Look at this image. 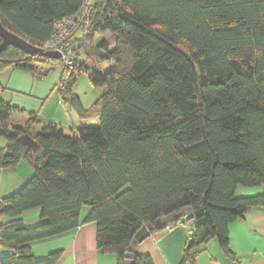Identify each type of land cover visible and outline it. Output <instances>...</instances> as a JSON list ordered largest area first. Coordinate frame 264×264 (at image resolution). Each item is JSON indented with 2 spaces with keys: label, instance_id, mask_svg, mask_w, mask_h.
I'll use <instances>...</instances> for the list:
<instances>
[{
  "label": "trees",
  "instance_id": "1",
  "mask_svg": "<svg viewBox=\"0 0 264 264\" xmlns=\"http://www.w3.org/2000/svg\"><path fill=\"white\" fill-rule=\"evenodd\" d=\"M86 1L0 0V21L46 51L57 24L80 15ZM84 25L85 36L70 42ZM107 33L114 47L99 48L111 69L80 63L85 41ZM67 45L77 56L72 69L12 47L0 54V75L19 69L39 77L60 66L59 97L82 120L93 113L73 93L78 79L86 74L94 88L107 87L98 127L64 129L29 113L21 128L13 114L24 110L3 100L0 83V170L22 160L34 169L0 203V220H9L0 224V244L11 250L0 264H57L60 252L38 260L31 245L77 230L84 207L91 208L85 222L97 226L98 252L118 264L143 227L186 209L195 221L187 259L213 239L229 254L230 225L264 209V194L236 195L264 186V0H93ZM26 134L37 152L18 142ZM34 210L45 221L26 227L21 218ZM134 264L153 263L135 255Z\"/></svg>",
  "mask_w": 264,
  "mask_h": 264
},
{
  "label": "crops",
  "instance_id": "2",
  "mask_svg": "<svg viewBox=\"0 0 264 264\" xmlns=\"http://www.w3.org/2000/svg\"><path fill=\"white\" fill-rule=\"evenodd\" d=\"M11 71L13 69H9L0 75V83L6 90L2 98L8 90L4 86L6 75L12 73ZM54 92L55 90L52 89L50 96L54 97ZM57 101L59 105L56 104L61 110L70 104V108L78 117L76 119L82 120L71 103H64L60 98H57ZM71 122L72 127L70 129H77L74 120L71 119ZM51 123L57 124L56 122ZM57 125L68 129L60 123ZM33 174L34 169L27 160H22L16 167L0 170V203L22 188L33 177ZM240 189L242 188L237 190V197L264 194V186ZM90 211L91 208L82 210L81 225L77 230L53 239L33 243L31 246L34 257L40 260L60 252L61 259L57 264H118L115 255L98 252L97 226L95 223L85 222ZM21 219L26 227L35 226L45 221L40 210L28 212ZM185 220L173 228L152 233L148 239L137 246L135 255L150 257L153 264H264L263 208L248 210L242 219L230 225L228 234L229 254L222 250L217 239H213L198 248L194 255L187 259L186 251L191 230ZM8 222L9 220H0V224Z\"/></svg>",
  "mask_w": 264,
  "mask_h": 264
},
{
  "label": "rangeland",
  "instance_id": "3",
  "mask_svg": "<svg viewBox=\"0 0 264 264\" xmlns=\"http://www.w3.org/2000/svg\"><path fill=\"white\" fill-rule=\"evenodd\" d=\"M87 30L77 31L70 42L76 38L84 37ZM103 42L109 43L111 49L114 47L115 37L111 33L96 35V40L93 43L85 41L84 46L79 51V61L85 64L90 69H96L105 73L111 69V65L101 62L104 57L105 51L99 48ZM71 45H76L72 43ZM46 74H40L39 77L19 69H13L12 73H7L4 86L8 89L7 94L3 100L10 102L12 106L18 107L24 112H17L13 114V122L17 127H25L29 121V113H38L41 119L57 124L64 125L65 128L72 127V121L76 123L78 128L84 126L98 127L100 125V116H95L96 110L100 109L97 106V101L107 92V87L94 88L90 81V76L83 74L77 81L74 88V95L81 101L84 110H92L93 116L87 120H79L74 111L70 108V104L61 110L58 107L57 98L59 97L56 87L59 85L62 78L63 70L60 66L54 67L50 71L45 67ZM52 89L55 90L54 97L50 96ZM58 105H57V104ZM41 131L40 126L34 127V132ZM0 146L5 147L6 142L0 138ZM240 190L246 188L241 187ZM245 197V196H240ZM87 210L89 207H84ZM39 225V224H38ZM35 225V226H38ZM35 226H30L35 227Z\"/></svg>",
  "mask_w": 264,
  "mask_h": 264
},
{
  "label": "water",
  "instance_id": "4",
  "mask_svg": "<svg viewBox=\"0 0 264 264\" xmlns=\"http://www.w3.org/2000/svg\"><path fill=\"white\" fill-rule=\"evenodd\" d=\"M0 37L2 39V44L0 45V54L9 47L18 49L22 51L25 55L41 56L44 59H50L58 61L61 59V54L54 51H44L33 44L29 43L26 39L10 32L7 30L0 21ZM18 142L21 143L25 148L30 151H38V143L30 135H22L18 138ZM190 209L184 210L180 215L169 216L167 218L158 220L154 225L149 224V226L143 227L135 236L132 245L128 248L126 264H134L135 252L137 246L148 239L155 230H163L168 227V224L177 222L178 220L185 218L188 221L191 229H194L195 221L193 220V214L190 213ZM193 236V233H190Z\"/></svg>",
  "mask_w": 264,
  "mask_h": 264
},
{
  "label": "built area",
  "instance_id": "5",
  "mask_svg": "<svg viewBox=\"0 0 264 264\" xmlns=\"http://www.w3.org/2000/svg\"><path fill=\"white\" fill-rule=\"evenodd\" d=\"M93 0H87L86 6L76 18L66 19L57 24V29L51 40L45 47L46 51H54L61 54L62 64L65 68L72 69L77 61V56L74 52L75 48L67 45L68 39L75 31L77 24L84 21L89 11L92 9ZM87 25L83 26L82 30H86ZM11 250L0 244V255H9Z\"/></svg>",
  "mask_w": 264,
  "mask_h": 264
}]
</instances>
